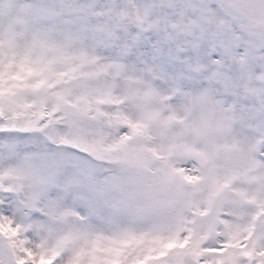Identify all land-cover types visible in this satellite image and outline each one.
<instances>
[{"label":"snow or ice","instance_id":"snow-or-ice-1","mask_svg":"<svg viewBox=\"0 0 264 264\" xmlns=\"http://www.w3.org/2000/svg\"><path fill=\"white\" fill-rule=\"evenodd\" d=\"M0 264H264V0H0Z\"/></svg>","mask_w":264,"mask_h":264}]
</instances>
